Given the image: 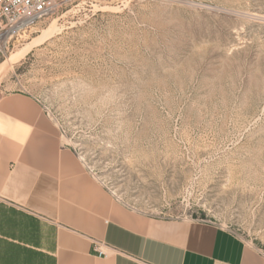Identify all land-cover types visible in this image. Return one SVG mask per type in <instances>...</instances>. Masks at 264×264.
Segmentation results:
<instances>
[{"label":"rangeland","instance_id":"rangeland-1","mask_svg":"<svg viewBox=\"0 0 264 264\" xmlns=\"http://www.w3.org/2000/svg\"><path fill=\"white\" fill-rule=\"evenodd\" d=\"M55 2L0 95L38 100L115 200L264 256V0Z\"/></svg>","mask_w":264,"mask_h":264},{"label":"crops","instance_id":"crops-1","mask_svg":"<svg viewBox=\"0 0 264 264\" xmlns=\"http://www.w3.org/2000/svg\"><path fill=\"white\" fill-rule=\"evenodd\" d=\"M0 264H264V256L213 224L115 200L35 98L14 92L0 95Z\"/></svg>","mask_w":264,"mask_h":264},{"label":"built area","instance_id":"built-area-1","mask_svg":"<svg viewBox=\"0 0 264 264\" xmlns=\"http://www.w3.org/2000/svg\"><path fill=\"white\" fill-rule=\"evenodd\" d=\"M57 8L55 0H0V57L8 52L13 43L30 35L40 22L53 16ZM36 102L40 105L38 100ZM84 166L94 176L91 168ZM99 183L115 197L102 182Z\"/></svg>","mask_w":264,"mask_h":264},{"label":"bare ground","instance_id":"bare-ground-1","mask_svg":"<svg viewBox=\"0 0 264 264\" xmlns=\"http://www.w3.org/2000/svg\"><path fill=\"white\" fill-rule=\"evenodd\" d=\"M44 36V35H43ZM41 40V39H40ZM17 58V53H15V54H13V55H11L10 57H8L7 58V60L2 64V65H0V68H1V70H0V79H1V77H2V74H3V70L2 69H5L7 66H5L4 64L5 63H7V64H13V61L15 60ZM15 63V62H14Z\"/></svg>","mask_w":264,"mask_h":264}]
</instances>
